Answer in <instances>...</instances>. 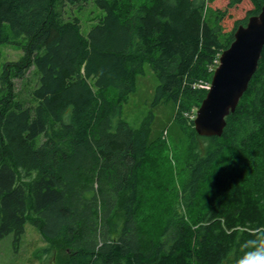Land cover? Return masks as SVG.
I'll return each mask as SVG.
<instances>
[{"label": "trees", "instance_id": "trees-1", "mask_svg": "<svg viewBox=\"0 0 264 264\" xmlns=\"http://www.w3.org/2000/svg\"><path fill=\"white\" fill-rule=\"evenodd\" d=\"M88 1L0 0V45L24 39L18 74L38 75L29 106L0 99V241L18 245L30 223L48 264H239L264 234V47L221 136H199L188 114L264 0L229 31L244 0H94L103 14L85 35L65 7ZM146 66L155 101L175 103L190 130L181 155L123 115ZM157 165L168 172L153 183ZM154 184L162 209L146 214Z\"/></svg>", "mask_w": 264, "mask_h": 264}, {"label": "rangeland", "instance_id": "rangeland-1", "mask_svg": "<svg viewBox=\"0 0 264 264\" xmlns=\"http://www.w3.org/2000/svg\"><path fill=\"white\" fill-rule=\"evenodd\" d=\"M227 2L228 0H215L210 6L216 9H225ZM251 7L250 2L244 0L238 7L229 10L228 16L222 21L224 30H231L235 22L243 18L246 11L251 9ZM65 12V19L77 17L80 20L81 31L85 35L103 14L95 6L94 0H89L85 4L67 5ZM24 43V39H19L15 43L0 45V99L12 92L13 103L29 106L33 102L32 91L37 85L38 75L34 66L24 70L22 75L18 74L17 64L21 63L25 54ZM158 86L159 81L155 74L146 66L144 73L137 77L136 91L131 95L128 104L123 107V115L134 128L140 127L143 123L149 125L147 141L150 146L158 145L156 143L160 142V139H165L168 147L167 152H176L181 155L185 148L183 147L182 149L183 144L186 145V142H189L188 132L190 130L185 131V128H181L174 121L177 114V105L175 103L155 101ZM209 86H207V89H209ZM203 87L206 86L203 85ZM198 108H192V111L188 114L192 121ZM173 164L175 167L174 175L176 176L177 168L181 169L183 163L173 162ZM152 167L154 172L152 182L155 183L158 180L159 182H164L163 178L167 174L168 169L158 172V169H160L158 165L156 168ZM176 179L177 182L175 184L177 183L179 187V179ZM149 189L146 214L151 211L154 214H159V210L162 207H159L157 186L154 184V187ZM13 242V235H9L0 241V264H48L47 261L51 256L45 255L43 251L48 248L49 244L45 242L39 231L30 223L25 225L24 234L18 245L14 246Z\"/></svg>", "mask_w": 264, "mask_h": 264}, {"label": "water", "instance_id": "water-1", "mask_svg": "<svg viewBox=\"0 0 264 264\" xmlns=\"http://www.w3.org/2000/svg\"><path fill=\"white\" fill-rule=\"evenodd\" d=\"M264 47V4L257 15L234 31V40L218 61L208 92L195 113L199 136H221L226 118L235 112L257 70Z\"/></svg>", "mask_w": 264, "mask_h": 264}, {"label": "clouds", "instance_id": "clouds-1", "mask_svg": "<svg viewBox=\"0 0 264 264\" xmlns=\"http://www.w3.org/2000/svg\"><path fill=\"white\" fill-rule=\"evenodd\" d=\"M243 247L246 251L240 257L239 264H264V234L247 241Z\"/></svg>", "mask_w": 264, "mask_h": 264}]
</instances>
